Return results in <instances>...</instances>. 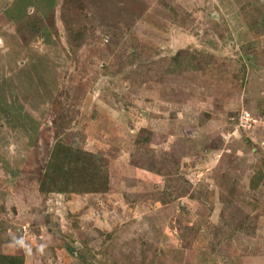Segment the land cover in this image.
<instances>
[{
  "label": "rangeland",
  "instance_id": "rangeland-1",
  "mask_svg": "<svg viewBox=\"0 0 264 264\" xmlns=\"http://www.w3.org/2000/svg\"><path fill=\"white\" fill-rule=\"evenodd\" d=\"M0 264H264V0H0Z\"/></svg>",
  "mask_w": 264,
  "mask_h": 264
},
{
  "label": "built area",
  "instance_id": "built-area-1",
  "mask_svg": "<svg viewBox=\"0 0 264 264\" xmlns=\"http://www.w3.org/2000/svg\"><path fill=\"white\" fill-rule=\"evenodd\" d=\"M255 123V117L250 111H243L239 116V125L249 129Z\"/></svg>",
  "mask_w": 264,
  "mask_h": 264
},
{
  "label": "trees",
  "instance_id": "trees-1",
  "mask_svg": "<svg viewBox=\"0 0 264 264\" xmlns=\"http://www.w3.org/2000/svg\"><path fill=\"white\" fill-rule=\"evenodd\" d=\"M24 24H25V23H24ZM31 25H32V24H30V25L26 24V25H25V27L27 28L28 31H29V30H31V31L33 30V31H34V30H38V29H39L38 26L36 27V25H32V26H31ZM180 60H182V58L178 56L177 66L181 64V61H180ZM192 60H193V59H192ZM192 60H191V62H190V66H188L187 69H189V68H195V67H193V62H192ZM179 61H180V63H179Z\"/></svg>",
  "mask_w": 264,
  "mask_h": 264
}]
</instances>
